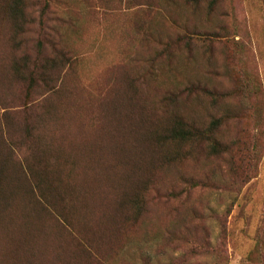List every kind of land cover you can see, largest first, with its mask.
I'll list each match as a JSON object with an SVG mask.
<instances>
[{
    "label": "rangeland",
    "instance_id": "obj_1",
    "mask_svg": "<svg viewBox=\"0 0 264 264\" xmlns=\"http://www.w3.org/2000/svg\"><path fill=\"white\" fill-rule=\"evenodd\" d=\"M199 3L24 0L27 34L41 36L48 30L49 39L69 51L72 63L63 75L61 97L65 94L82 110L83 124L93 125L92 137L100 136L106 125L114 130L118 146H141L150 125H159L150 130L159 128L168 116L159 99L188 82L230 87L233 69L234 76L248 75L256 87L247 104L217 129L224 141L237 146L231 143L230 153L218 157L180 162L176 172L194 176L198 186L186 188L179 178L172 184V171L160 169L163 177L155 176L154 182L164 193L152 199L141 191L146 195L140 214L145 207L149 212L135 226L129 223L120 230L111 220L103 222L95 194L91 213L82 205L69 209L73 233L51 215L42 216L48 242L59 245L45 264H264V0H220L213 12L204 1ZM5 30L0 31L1 51L11 45ZM187 36L196 43L187 44ZM3 55L10 53H1L0 75L8 67ZM193 109L198 120H208L207 108ZM171 189L174 195L166 198ZM104 195L110 200L115 196L109 211L125 225L131 207L121 203L119 190ZM8 235L0 227V264L16 263L17 255L6 253Z\"/></svg>",
    "mask_w": 264,
    "mask_h": 264
},
{
    "label": "trees",
    "instance_id": "obj_2",
    "mask_svg": "<svg viewBox=\"0 0 264 264\" xmlns=\"http://www.w3.org/2000/svg\"><path fill=\"white\" fill-rule=\"evenodd\" d=\"M193 1L195 5L204 1L208 12L220 4V0ZM27 17L24 0H0V31L7 29L5 39L11 43L9 50H0V57L10 53L2 56L8 67L0 75L4 95L0 94V227L9 232L6 253L17 255L15 264L20 258L22 264H45L59 245L51 247L48 242L42 216L51 215L73 233L69 209L82 205L86 214L91 213L90 199L95 194L100 198L103 222L111 220L120 230L129 223L135 226L149 212L145 207L140 214L146 195L141 191L152 199L164 193L154 182L155 176L163 177L160 169L164 174L172 171V184L179 178L189 185L186 188L198 186L194 176L176 172L180 162L216 153L218 157L230 153L231 143L237 146L236 141H224L217 129L247 104L256 87L248 75L234 76L231 69L229 74L235 78L230 87L194 81L166 90L159 103L168 116L163 117L161 127L150 130L159 126L150 125L143 144L130 150L117 145L114 130H107L106 125L100 136L92 137L93 125L83 124L82 110L74 107L73 99L66 100L65 94L61 97L63 75L72 58L68 59L69 51L62 43L49 39L48 30L40 32L41 36L27 34ZM187 37V44L196 43ZM26 39L33 40L31 45L22 44ZM194 107L207 108L208 120H198ZM145 169L148 174L139 175ZM112 189L119 190L124 197L121 203L125 201L132 209L125 225L116 222L109 211L116 204L115 196L110 200L104 193ZM172 195L171 189L166 198Z\"/></svg>",
    "mask_w": 264,
    "mask_h": 264
}]
</instances>
